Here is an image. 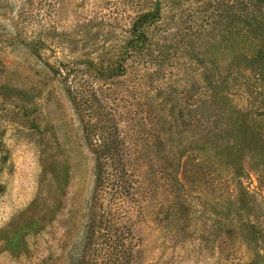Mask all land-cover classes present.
<instances>
[{"label": "rangeland", "instance_id": "obj_1", "mask_svg": "<svg viewBox=\"0 0 264 264\" xmlns=\"http://www.w3.org/2000/svg\"><path fill=\"white\" fill-rule=\"evenodd\" d=\"M150 8L158 20L147 30L161 40L152 39L147 55L145 49L133 55L132 71L96 81L111 99L107 113L102 103L81 114L83 122H103L108 132L115 125L137 143L135 169L163 166L166 151L184 154L176 157L181 167L170 179L181 188L162 178L136 191L142 180L137 171L125 181L141 208L129 215L123 233L139 252L123 263L103 254L100 234L105 220L125 214L128 204L114 210L105 183L92 199L95 147L88 141L99 139L98 130L89 122L86 140L44 64L82 52L105 59L120 29ZM263 62L264 0H0V264H66L70 249L79 264H264ZM202 66L201 75L212 80L209 89L198 80ZM201 98L212 110L204 114L207 127L217 128V144H230L235 163L218 166L219 181L213 176L196 183L191 168L200 145L187 123L194 126L192 108ZM206 144L205 159L217 151L212 141ZM239 165L250 194L236 191ZM92 201L94 218L88 220ZM87 223L93 228L88 240Z\"/></svg>", "mask_w": 264, "mask_h": 264}, {"label": "trees", "instance_id": "obj_2", "mask_svg": "<svg viewBox=\"0 0 264 264\" xmlns=\"http://www.w3.org/2000/svg\"><path fill=\"white\" fill-rule=\"evenodd\" d=\"M250 11L256 10L251 9ZM157 17L158 12L157 10H153V8L136 13L131 21H129L126 29H120L119 40L107 49L109 52H105V54H108V57L103 59L108 60L105 64L101 63L103 60H97L95 57L88 56V53L86 52L80 53V56H77V58L74 56L61 60L56 64H44V67H46L45 72L52 75L53 79L61 85L65 97L70 102L71 107L82 123L81 126L86 140H88L89 137V131L87 129V124H89V122L94 124V130H98L99 139L94 141L92 144L88 141L91 148L95 147L92 149L95 154L93 159L94 191L92 199L96 189H103L102 185L105 183L107 185L106 188L109 187L111 190L109 192V196L112 198L110 203L115 206L113 208L114 210L119 209L120 205L123 203L128 204L125 214H121L117 219L110 217L105 220L103 225V228L106 229L105 234H100L101 242H103L105 246L104 251L106 250L103 254L115 255L113 256L114 260H119L123 263L130 262L133 255H136V253L139 252L137 244H134L133 242L132 246H130V240H126L127 233H123L125 224L127 223L128 226L131 225L129 215L132 217L133 213H138L141 208L140 204H138L137 192L136 194H133L127 190L128 188L124 186L125 181L129 176L135 175L134 173L137 171L138 174L140 173L139 177H142V180H137L134 185L137 188L136 191H138L139 188H150L154 186L153 182L155 180L162 178L167 179L168 183L166 182V185L170 184V186L175 189L178 188V186L181 188V185L178 183H175V185L173 184L172 186L170 179L172 181V171L174 172L176 169L179 170V167H181V160H178L176 157L179 155L184 156V154H171L166 151L165 155H163V166H157V168L155 167L156 164L150 166V162L148 163L147 160L143 165L146 167L150 166L148 171L145 172L141 169H135V164L131 165V163H139L141 159V157L137 156L138 151L135 148V144L137 143L127 140V136H122L121 130H119L115 125L112 126V131L108 132V126H105L103 122L95 124L96 122L94 120L91 121L90 119L83 122L81 114H83L88 107L94 108L93 111L95 112V108L97 106L101 107L106 103L107 104L103 106V111L101 113H107L110 110L109 106L111 99L101 93L102 91L97 87L98 84L96 81L112 80L123 76L127 71H129V69L132 71L133 64L131 62L134 60L133 55L141 56L144 49L146 50L145 55H147L152 39H155L156 41H158V39L161 40L160 38H156L151 33V30H147L154 21L158 20ZM165 39L167 38H163V40ZM166 47L167 46H164V48ZM81 56H84L85 58L83 60L78 58ZM258 62L260 61H255V63ZM203 68L204 66L201 67L198 74V80L199 82H202L207 89H209V83L212 80L208 78V75H201ZM137 71L138 70L133 71L135 75H137ZM89 72H92L91 76L88 74ZM83 77H89L91 78L89 80H93V82L85 80ZM138 80L141 82V78H138ZM111 93H114V90H112ZM200 100L201 102L199 104L197 103L192 108V110L196 109L193 123L194 126L187 123L190 127L197 130V133L192 135V139L200 145L199 147L194 148L196 153L195 155H197L199 162L194 161L196 164H194L191 170L196 175L198 169L194 167L197 166V168H201V170H203L204 174L200 173L196 176L194 175L196 178L194 182L196 183L204 182L205 177H218L219 175L215 173V171H218L217 168L221 163H223L224 167H226L225 162L229 164L231 162V165L235 163V160L231 157L230 144L228 142L222 143L221 145L217 144V141H220V137L215 135L217 128L207 127L206 122L208 121V116L204 114H211L212 110L210 105L208 106V104H206L207 102L205 101V98H201ZM93 101L97 104L93 105ZM210 110L211 112L209 113ZM191 117L193 118V116ZM181 125V127H184L183 125L185 124L182 123ZM238 126L239 125L236 127ZM125 139L127 141H125ZM209 140L213 142L211 151H213V149L217 151L214 152L213 155L210 154V158L207 156L205 159L203 155L209 152V148L206 144ZM245 146L240 150L241 157L244 155ZM188 149L193 148L189 147ZM211 159L215 160L216 168H214L215 162ZM236 159L239 160V157L236 156ZM256 163L262 164L263 161L256 160ZM126 164L128 168H126ZM102 169L107 170L104 175H101ZM241 171L242 167L239 165V167L235 168L233 172V176L235 177L237 184L236 191H239V194L243 195L250 194L248 190L244 189V186H242ZM219 180L220 177H218V181ZM189 182L192 184L194 183L191 179ZM140 183L141 185H139ZM127 186H129V183H127ZM131 188L133 189L134 187L132 186ZM126 195L127 197H132L129 199V202L125 198ZM174 198L176 197L174 196ZM94 203L95 202L93 201L87 202L88 220H92L94 218ZM181 203L182 201L177 202V204ZM182 204H185L184 201ZM258 231L255 230V237L260 235ZM84 232L86 240H88L91 236V232L93 233L91 223L86 224ZM134 245L135 248L133 250ZM69 251L70 252L67 257L68 261L66 264H79L80 257L78 258L74 256L76 252L71 249ZM126 255H130L129 259L128 257L126 258Z\"/></svg>", "mask_w": 264, "mask_h": 264}]
</instances>
